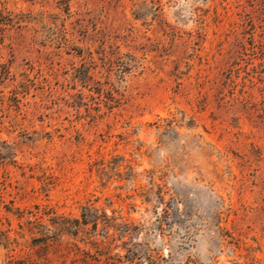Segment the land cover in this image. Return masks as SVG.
I'll list each match as a JSON object with an SVG mask.
<instances>
[{"label": "rangeland", "instance_id": "374dc122", "mask_svg": "<svg viewBox=\"0 0 264 264\" xmlns=\"http://www.w3.org/2000/svg\"><path fill=\"white\" fill-rule=\"evenodd\" d=\"M1 12L0 264H264V0Z\"/></svg>", "mask_w": 264, "mask_h": 264}, {"label": "trees", "instance_id": "16d2710c", "mask_svg": "<svg viewBox=\"0 0 264 264\" xmlns=\"http://www.w3.org/2000/svg\"><path fill=\"white\" fill-rule=\"evenodd\" d=\"M2 15H3V12H1L0 17H2ZM11 21H12V19L11 20L9 19L8 22L10 23ZM3 26H4L3 23H1L0 28H3ZM11 26H13V25H11ZM157 190H158V193L156 194L157 198L160 201V204L163 206V209L161 210L162 217H157V224H158L157 228L162 233L163 232L162 227L164 225L165 219L167 220V216L169 215V203H166V201H165L166 195L162 192V188L158 187ZM100 218H102L101 221L103 222V224L105 226L106 232L113 230L114 234L119 235V237L121 239L125 238V237H127V239H128V237L129 236L131 237V235L133 233L140 231L139 227H132L131 228L127 224H125L124 222L117 223L118 219H116L114 217H108L105 213L101 217H99V215L97 214V212L94 209L85 208V209H83L81 221H76V223H75V224H77L76 227H78L77 231H75L73 233H68V234H70V236H72V237H76L79 234L80 226L87 227L89 225L92 226L93 230L97 231ZM53 220L57 221V218L53 219ZM54 226H59V225L57 222H55ZM67 228H65V229L67 230ZM47 231L49 232V234H52V236H53V237L51 236L52 238H58L55 235H58L57 233L61 232L60 229H58V230L55 229V231H51V230H47ZM129 239H131V238H129ZM43 240H45V239H43ZM128 243H129V241L123 243V245H125V247L122 249L126 252V255L124 257L119 256V260H122V258H123L129 263H132L133 261L135 262L136 260H138V261L142 260V258L139 257L138 253L133 251V249L136 248V245H134V248L132 249L133 246L129 245ZM140 246L141 245H139V244L137 245V247H140ZM94 260L96 261V259H94ZM150 261H151V259H150ZM119 263H121V261Z\"/></svg>", "mask_w": 264, "mask_h": 264}]
</instances>
